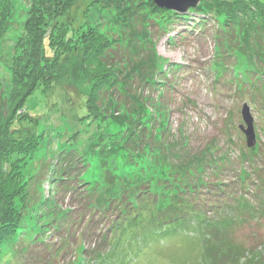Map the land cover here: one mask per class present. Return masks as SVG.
Returning <instances> with one entry per match:
<instances>
[{
    "label": "rangeland",
    "instance_id": "rangeland-1",
    "mask_svg": "<svg viewBox=\"0 0 264 264\" xmlns=\"http://www.w3.org/2000/svg\"><path fill=\"white\" fill-rule=\"evenodd\" d=\"M207 1L217 21L196 13L201 0L184 14L152 0H79L70 11L77 49L48 62L45 88L15 110L14 49L31 0H0L1 13L11 4L0 44V169L21 178L0 264H205L204 245L221 243L264 251V212L246 211L264 204V22L251 1L238 2L234 20L229 0ZM81 26L118 45L90 116L85 96L95 80L84 72L90 45L78 39ZM245 104L251 149L240 130ZM6 144L24 153L13 165ZM168 197L166 222L150 216L114 233L122 213L151 215ZM173 217L182 221L168 223ZM29 235L42 244L32 246Z\"/></svg>",
    "mask_w": 264,
    "mask_h": 264
},
{
    "label": "trees",
    "instance_id": "trees-1",
    "mask_svg": "<svg viewBox=\"0 0 264 264\" xmlns=\"http://www.w3.org/2000/svg\"><path fill=\"white\" fill-rule=\"evenodd\" d=\"M78 1L79 0H31L27 18H25V22L22 27V37L14 49L16 55H14L12 63V91L10 97L12 98V105L14 106L15 110L16 107L19 106L23 108L24 101L29 98L38 87L42 89L45 88L44 80L45 75L49 71V63L54 65L59 59V56L62 55V52L66 51L67 49L68 51L73 49L72 44H74V42L72 41V38L76 34L73 30H71L72 26L70 20V11ZM89 1L90 3L92 2V0ZM248 1L253 2V5H255L254 10L259 11V17L264 22V0ZM201 2L203 6L201 8H195L194 10L196 13L199 12L204 15H209L212 13L213 17L216 19L220 12L213 10V8L210 7L211 4L209 1L201 0ZM226 2L225 10L228 13L229 20H234V18H236V12H239L238 2L246 3L245 0H235V2L229 0ZM3 7H6V9L3 10L2 13L0 11V44L4 41L6 42L7 39L5 36L8 30L6 25L10 20L8 14L11 4H6ZM153 10L155 12L157 11L159 13H164L160 12L156 6L153 7ZM246 12L247 11H245V13ZM82 31L83 27L81 26L79 31L76 33L81 34ZM101 32L102 30H91L86 34L83 32L78 38L82 45H86L88 43L90 45L84 52V72L89 74L95 80L91 95L87 97L85 96V105L87 111L86 116L93 114L95 110L93 105H96L95 102L97 97H99L98 92L102 91L103 87L109 84V81L113 77L112 71L115 69L114 66V69L112 68V65L110 66L112 71L107 69V66L110 65L107 64L108 60H110L112 57L111 51L113 49H117L118 45H116V47L113 41H110L112 37H108ZM76 49L77 47L74 45L73 50ZM14 112L15 111L13 110V115ZM10 116H12V114ZM24 119L25 117L21 116V118L18 119L19 123L22 124ZM6 146L7 148H5ZM6 146L4 147V149L7 150L6 155L4 156L6 166L13 165L18 160V157L24 153L18 151L16 148H13L14 144L12 145V148L9 147V149L8 144H6ZM124 151L128 153L129 150L125 148ZM253 171L256 172V169ZM263 172L264 167L262 168V173L258 174V178H260L262 182H264ZM20 180L21 178L19 174L18 176L13 175L11 172L9 174H5L4 171L0 169V244L2 241L6 240L8 235L15 231L13 227L15 226V222L13 220V218H15V214L12 207V202L16 197L17 192H19V189L21 188L19 185ZM263 186L264 184L262 187ZM169 199V197L166 200L164 199V203L161 204V206L163 205L164 210L158 211V208L151 215H148L147 213H144L143 215L142 211L133 215L131 213L132 211L122 213L119 217L120 220L114 225L116 226L114 228V233L125 234V229L127 226H131L133 228V226L146 225V222H148L151 218V221L155 220L166 222V216L160 215V212L164 213L172 206ZM247 202L248 201L245 197H240L239 205H241L243 210L245 209V204H248ZM263 205L252 207L253 211L250 210V207H247L248 210H245L253 214H257L254 211H258L259 209L261 212H264ZM188 212H191L189 208ZM193 219L197 222L201 220L200 216H195V218L192 217L184 220L190 221ZM178 221L182 220L178 217H173L172 221H169L168 223H176ZM143 222L144 224H140ZM230 225V219H226L222 222L223 228H227ZM11 230L13 231L11 232ZM34 238L35 237L33 235L25 236V240L31 239L30 241H33L32 246L35 244H42L40 240ZM105 242L110 246V241L107 240ZM202 249L206 257L204 260L205 264H264V251L258 250V247H250V249L248 248L245 249V251H242L241 248H234L233 246H226L225 244L221 243L216 245L215 248L209 247V245H204ZM210 250L212 252L215 250L216 253L218 251L220 252L217 253L216 257L210 258ZM106 251L107 249L103 252H99L100 256H97L96 259H100ZM4 253L7 254L5 249L0 251V255ZM220 257H225L227 259L225 261H220Z\"/></svg>",
    "mask_w": 264,
    "mask_h": 264
},
{
    "label": "water",
    "instance_id": "water-1",
    "mask_svg": "<svg viewBox=\"0 0 264 264\" xmlns=\"http://www.w3.org/2000/svg\"><path fill=\"white\" fill-rule=\"evenodd\" d=\"M153 3L163 9L178 13H187L190 8L198 5L200 0H152ZM242 121L244 125L240 126V130L245 136L246 145L249 149L255 147L256 136L253 125V118L250 113V108L245 104L241 111Z\"/></svg>",
    "mask_w": 264,
    "mask_h": 264
}]
</instances>
